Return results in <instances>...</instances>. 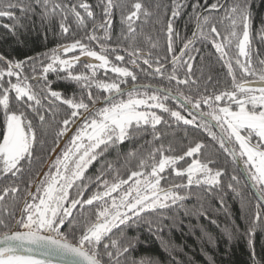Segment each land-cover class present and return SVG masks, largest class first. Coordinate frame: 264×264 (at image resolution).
Here are the masks:
<instances>
[{
  "label": "snow or ice",
  "instance_id": "1",
  "mask_svg": "<svg viewBox=\"0 0 264 264\" xmlns=\"http://www.w3.org/2000/svg\"><path fill=\"white\" fill-rule=\"evenodd\" d=\"M183 6L182 0H171L169 5L155 4L154 12L144 0H99L96 7L101 8L103 19L95 23L96 13L88 0H79L78 3L34 0V4L25 0H0V18L18 21L17 12L23 16L35 13V7H39L42 19L60 17L59 27L63 34L70 31L69 16L74 18L77 27L84 29L91 20L92 31L87 39L99 45V51L80 39L58 45L50 53L43 54L48 62H41L40 74L31 78L23 75V69L26 63L32 62L35 73L38 57L13 61L0 55V63L4 65L0 67V110L3 115L0 177L19 179L25 174V166L30 165L37 142L34 120L44 124L47 115L55 117L58 107L66 106L69 111L60 121L57 140L72 132L71 125H78L61 155L49 160L51 167L46 172L37 173L38 179L27 182L23 197L18 183L0 187V226L5 229L0 232V264H145L143 260L131 258L130 250L134 245L130 240L125 242L121 226L136 223L142 219V213L156 212L183 201L186 197L180 195L182 188L219 186L224 175L223 169L210 166L215 164L214 160L200 158L204 147L202 143L190 145L181 154H175L171 145L165 147L160 144L147 153L135 150L128 153V157L136 158L138 163L127 178L117 172L109 180L105 173L114 170L113 165H103L94 181L89 178V183L97 188L92 192L89 184L83 182L85 172L110 147L123 144L147 127L151 128L154 139H160L157 126L164 121V117L154 109L167 113L184 125L205 128L234 161H242L246 180L257 192L248 232L251 234L256 227L264 225V59L258 61L260 70L257 72L252 63L250 4L248 0H231L230 3L228 0L224 3L217 0L209 5L207 0H203L201 5L200 0H196L192 4L195 31L191 38L185 40L180 54L176 55L174 37H178L179 33L174 29V22L180 17ZM202 6L204 11L200 10ZM116 11L120 13L125 30L120 41L109 46L106 42L111 40L112 18ZM161 12L165 21L158 18L157 23L163 25L167 52L173 54L170 73L165 67L167 57L161 59L159 55H154L158 43L153 42L150 36L137 39L138 23L154 15L159 17ZM212 12L223 14L217 17ZM3 27L15 31L16 24H5ZM97 30L103 31L104 42L97 37ZM259 33L264 39V23ZM198 38L212 40L231 83L220 91L193 97L185 95L181 86L190 87L198 83L193 72L195 57L189 55ZM231 49L235 52L230 56ZM77 50L80 55L70 59L60 55ZM111 55L120 63H113ZM185 55H188L187 60ZM256 55L259 56V52ZM81 56L90 57L98 63L87 64L86 72H74ZM122 64H130L141 71L151 70L152 74L167 79L169 83L175 82L176 96L172 97L171 88H152L151 85L141 86L145 89L143 92L135 85L130 90L122 89L121 84L126 83L128 78L137 80L136 73ZM236 68L241 73L239 79ZM97 69H103L105 75L111 72L120 79H97ZM180 69H183V78ZM50 72L65 73V78L74 81L81 92L86 93L87 102L84 95L66 97L62 92L53 90L47 79ZM249 77L255 78L257 86ZM207 79L211 81L212 77ZM41 80L44 84L37 90L34 83L40 84ZM93 88L107 93L103 97L104 106L96 107L100 97L93 95ZM170 98L177 99L191 119L169 108L165 102ZM202 107L207 111H203ZM29 110L32 118H29ZM193 110H196L195 114ZM212 128H219L220 135L211 131ZM186 158H191L190 162ZM182 161L186 167L181 165ZM169 171L175 177L186 179V183L162 186V181L167 183L165 174ZM231 179L237 181L235 175ZM228 187L236 191L231 183ZM72 189L74 196H70ZM9 197L13 201L17 198L22 200L18 218L15 204H7ZM88 209L92 210V215L84 218L77 229L73 225L76 219L74 211ZM8 218L13 221L11 227L6 222ZM66 224L68 232L62 230ZM253 264H259L254 254Z\"/></svg>",
  "mask_w": 264,
  "mask_h": 264
},
{
  "label": "trees",
  "instance_id": "2",
  "mask_svg": "<svg viewBox=\"0 0 264 264\" xmlns=\"http://www.w3.org/2000/svg\"><path fill=\"white\" fill-rule=\"evenodd\" d=\"M25 2L34 4V0H25ZM64 2L78 3L79 0H64ZM182 2L184 6L181 9V15L174 22V29L179 33L178 37H174L176 55L180 54V49L183 48L185 40L191 38L193 31H195V14L192 4L196 0H182ZM200 2L203 5V0H200ZM214 2H217V0H207L209 5ZM224 2L225 0H220V3ZM228 2L230 3L231 0ZM248 2L252 17V63L258 72L260 70L258 61L264 59V39L261 38L259 33L262 23H264V0H248ZM88 3L93 5V10L96 13L95 23L101 22L103 19L102 10L100 7H96L99 0H88ZM144 3L155 12V4L169 5L171 0H144ZM200 10L204 11V7L202 6ZM39 13L40 8L35 7V13L30 12L22 16L21 13L17 12L16 15L20 17L18 21L0 18V55L13 61H26L28 57H38L39 59H37L35 66L38 65L40 68L41 62H48L43 54L50 53L58 45H64L76 39L82 40L89 47L99 51L97 42L87 39V36L91 34L93 21L89 20L87 29H84L77 27L74 18L69 16L70 31L68 34H63L59 27L60 17L58 15L42 19ZM211 14L218 17L223 13L212 12ZM158 18L165 21L161 12L159 17L154 15L147 21L139 22L137 25L139 29L137 39L143 40L146 36H150L153 42L158 43V48L155 50L154 55H159L162 59L170 55V53L166 50V34L162 31L163 25L157 23ZM112 19L111 40L106 42L109 46H114L119 42L121 33L125 30L121 24L119 11L114 12ZM5 24H16L15 31H9V29L3 27ZM221 31H223V28H221ZM96 35L101 42H104L102 30H97ZM193 48L194 50L189 55L195 57L193 72L198 83L190 87L181 86V90L185 95L197 97L201 94H210L213 91H220L230 86L231 77L228 75L223 60L220 59V54L213 47L212 40L198 38ZM234 52L235 49L229 50V55H233ZM257 52H259V56L256 55ZM78 54L79 51L77 50L74 55L77 56ZM119 54L125 55L123 52ZM60 55L62 56L64 53H60ZM184 59L187 60L188 55H185ZM112 60H114V63H118L115 59ZM3 66L0 63V67ZM32 67V62L26 63L23 75L32 77L40 74L37 69L33 73ZM127 67L136 73L137 80L132 81L131 78H128L126 83L121 84L122 89L134 85H153L162 89L171 88L172 93L176 95L175 82L169 83L165 79V81L156 83L155 78L143 76L144 72H150L151 70L141 71L139 68H133L132 65ZM142 67L146 68L143 65ZM171 71L172 68L169 73ZM235 71L239 79L241 76L240 70L236 68ZM76 72L80 73L82 71ZM62 74V72L48 73L47 77L52 89L62 92L66 97H71L75 94L79 98L82 95L79 85L65 78L66 76H62ZM104 74L103 69L97 70V79L108 81L113 79L119 81L120 79L111 72L107 73V77ZM180 74L183 78V69H180ZM209 76L212 77L211 81L207 79ZM158 77L160 78V76ZM12 79L14 82L15 78L13 77ZM248 79L255 82L254 77H249ZM95 94V96L100 97V100L107 95V93L98 90ZM85 101L87 102V98H85ZM166 103L169 108L188 114L185 109L180 107L179 102L170 98ZM14 106L16 105L14 104ZM202 110L207 111V108L202 107ZM68 111L66 106H59L58 114L55 117L50 114L47 115L44 124L34 120L37 130V142L34 145L30 165L25 166V174L19 179L0 178V187L9 183H18L21 185L22 192L20 195L23 197L27 182L30 179H38L37 173L44 170L55 152L52 149H57L66 136L57 140L56 133L61 127L60 121L65 118ZM28 115L29 118H32L30 110ZM158 115L164 117V121L157 126V132L160 134L159 140L154 139L151 128L147 127L123 144L110 147L102 156L98 157L97 161L90 165L85 172L83 182L89 184L91 190H97L94 184L89 183V178L94 181V178L100 174L102 166L106 163H111L114 169L105 173L109 180L117 172L123 178H127V175L131 170H135L138 163L136 158L128 157L130 151L135 150L138 153H147L152 148L163 144L165 147L171 145L175 150V154H181L190 145L194 146L197 142L204 145L201 149L200 158L214 160L215 164L210 166L214 169H223L224 175L221 177L219 186L209 188L207 185H193L190 189L182 188L179 192L180 195L186 197L183 201L170 204L168 208L156 212L142 213V219L136 223L127 227L121 226L125 242L130 240L134 245L130 250L131 258L143 260L145 264H253L254 254L255 260L259 264H264V225L256 227L251 234L248 232L249 217L255 209L257 197L245 180L236 161L220 147L218 141L214 140L205 128L176 122L167 113H161L160 111H158ZM2 120L3 115L2 110H0V130H2ZM211 131L216 132L214 128ZM217 135L219 136L218 133ZM186 159L189 162L191 160V158ZM181 165L186 167L183 161ZM165 175L167 183L162 181V186L164 187H168L171 184L186 183V179L175 177L170 171ZM233 175L237 177V181L231 179ZM230 183L236 191L228 187ZM74 195V189L70 190V196ZM13 203L17 209L18 218V209L22 200L17 198L13 201L9 197L7 204L12 205ZM74 215L76 219L73 221V225L79 229L84 218L92 215V210L74 211ZM6 222L9 227L13 224L11 218H8ZM4 230L0 226V232ZM62 230L69 231L67 224ZM116 235L119 236L120 233L117 232Z\"/></svg>",
  "mask_w": 264,
  "mask_h": 264
},
{
  "label": "flooded vegetation",
  "instance_id": "3",
  "mask_svg": "<svg viewBox=\"0 0 264 264\" xmlns=\"http://www.w3.org/2000/svg\"><path fill=\"white\" fill-rule=\"evenodd\" d=\"M75 54V52L74 53H67L66 55L64 54V55H62L61 57L62 58H65V59H70L71 57H73V56H76V55H74ZM80 55V53L77 55V56H79ZM121 55H123V54H121ZM172 53H170V55H167V62H166V64H165V67H166V69H167V72L169 73V71L171 70V68H172V64H171V57H172ZM67 56V57H66ZM110 59L112 60V59H115L114 58V55H111L110 56ZM163 59V58H162ZM113 61V60H112ZM96 63H98L97 61H94L92 58H90V57H86V56H81L80 57V62L79 63H77L76 65H75V67H74V69H73V71L74 72H76V71H82V72H86V71H88V69H86V65L87 64H96ZM118 63H120V62H118ZM123 66H129L130 64H122ZM36 67V69L37 70H39L40 72H41V67L39 68V66L38 65H36L35 66ZM80 67H83L84 68V70H82V69H80ZM109 73V72H108ZM145 74H143V76H150L151 78H155V82L156 83H159V82H162V81H165V78H163V77H158L157 75H154V74H152V71H150V72H144ZM167 74V73H166ZM105 75V74H104ZM62 76H66V74L65 73H63L62 74ZM106 77L108 76V75H105ZM30 77V76H29ZM31 78V77H30ZM47 79H48V77H47ZM31 82V81H30ZM48 82H49V80H48ZM34 83V82H33ZM43 84H44V81L43 80H41L40 81V84H35L34 83V87L37 89V90H39V88L40 87H42L43 86ZM143 86V85H142ZM151 86H153V85H151ZM133 87V86H132ZM155 87H158V88H160L159 86H155ZM142 90H144V89H142ZM97 91V89H95V88H93L92 89V92H93V95L95 96L96 94H95V92ZM82 95H85L84 97L85 98H87V95H86V93H81ZM104 100L102 99V100H100V102H98L97 103V105H96V107L98 108V107H102V106H104V105H102V106H99V104L100 103H102ZM82 123V122H81ZM74 126V125H73ZM73 126L71 127V129L73 128ZM216 131V130H215ZM218 133V132H217ZM73 134H74V132H73ZM66 137V136H65ZM64 137V138H65ZM71 138V137H70ZM70 138L68 139V141L70 140ZM64 140V139H63ZM62 140V141H63ZM67 141V142H68ZM67 142H66V144H67ZM65 144V145H66ZM64 148V147H63ZM63 148H62V150H63ZM62 150L60 151V153L62 152ZM91 188V187H90ZM92 192H94V191H96L95 189H92L91 190Z\"/></svg>",
  "mask_w": 264,
  "mask_h": 264
},
{
  "label": "water",
  "instance_id": "4",
  "mask_svg": "<svg viewBox=\"0 0 264 264\" xmlns=\"http://www.w3.org/2000/svg\"><path fill=\"white\" fill-rule=\"evenodd\" d=\"M228 1H229V0H228ZM253 85H254V86H257V85L255 84V82H253ZM136 87L139 88L140 90L143 89V87H141V85H137ZM131 88H132V87H130V88H126V89H124V90H130ZM161 89H162V88H161ZM171 95H172V97H175V96H176V95L173 94V93H171ZM171 99H173V100H175V101L178 102V100L175 99V98H171ZM179 103H180V102H179ZM102 105H104V101H103L102 103L99 104V106H102ZM193 112L196 113V110H193ZM81 122H82V121H81ZM77 126H78V125H74L73 128H72V132H71L70 134L66 135V137L64 138V140H63V141L60 143V145L58 146L57 151L55 152V154L52 155L51 160H54V159L57 157V155H58L57 153L60 152V151L62 150V148L65 146L66 142H67L68 139L71 137V135L73 134V132L75 131V129H76ZM214 129H215L216 132H218V134L220 135V130H219V128H214ZM236 163H237V165L239 166V168H240L242 174L244 175V177H245V179H246V175H245L244 170H243V163H242V161H239V162L236 161ZM49 166H51V165L48 163V165L46 166V169L44 170V172L48 169ZM246 181H247V180H246ZM247 183L249 184L250 188L252 189V191L254 192L255 196L257 197V192H256V190H255L253 187H251V183H250L249 181H247Z\"/></svg>",
  "mask_w": 264,
  "mask_h": 264
},
{
  "label": "rangeland",
  "instance_id": "5",
  "mask_svg": "<svg viewBox=\"0 0 264 264\" xmlns=\"http://www.w3.org/2000/svg\"><path fill=\"white\" fill-rule=\"evenodd\" d=\"M113 63H114V60H113ZM80 69H82V70H84V68L83 67H80ZM97 70H99V69H97ZM108 75V74H107ZM112 78H113V76H112ZM145 90V89H144ZM144 90H142V91H144ZM126 98V97H125ZM166 103V102H165ZM167 104V103H166ZM99 108V107H98ZM153 111H156L157 112V114H158V111H160V110H158V109H154ZM187 111V110H186ZM181 112V111H180ZM188 112V111H187ZM181 114L182 115H184L186 118H188V119H191V116L189 115V113L188 114H184V113H182L181 112ZM195 114V113H194ZM90 167V166H89ZM0 178H2V177H0Z\"/></svg>",
  "mask_w": 264,
  "mask_h": 264
},
{
  "label": "bare ground",
  "instance_id": "6",
  "mask_svg": "<svg viewBox=\"0 0 264 264\" xmlns=\"http://www.w3.org/2000/svg\"><path fill=\"white\" fill-rule=\"evenodd\" d=\"M141 86H142V85H141ZM143 86H145V85H143ZM129 88H130V87H129ZM152 88H158V87L152 86ZM143 89H144V88H143ZM56 151H57V149L55 150V152H56ZM55 152H54L53 154H55ZM59 153H60V152H58L57 154H59ZM57 156H58V155H57ZM51 158H52V156H51ZM51 158H50V159H51ZM50 159H49V160H50ZM48 163H49V161H48ZM48 163H47V165H48ZM47 165H46V166H47ZM46 166H45L44 170L46 169ZM49 167H50V166H49ZM49 167H48V169H49ZM48 169H47V170H48ZM44 170H43V172H44ZM47 170H46V171H47ZM46 171H45V172H46ZM241 173H242V172H241ZM243 176H244V175H243ZM38 178H39V177H38ZM244 178H245V177H244ZM245 180H246V179H245Z\"/></svg>",
  "mask_w": 264,
  "mask_h": 264
}]
</instances>
